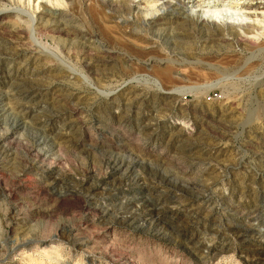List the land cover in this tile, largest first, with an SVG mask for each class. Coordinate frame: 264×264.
I'll return each instance as SVG.
<instances>
[{
	"label": "rangeland",
	"instance_id": "rangeland-1",
	"mask_svg": "<svg viewBox=\"0 0 264 264\" xmlns=\"http://www.w3.org/2000/svg\"><path fill=\"white\" fill-rule=\"evenodd\" d=\"M75 1L0 0V264H264V20Z\"/></svg>",
	"mask_w": 264,
	"mask_h": 264
},
{
	"label": "bare ground",
	"instance_id": "bare-ground-1",
	"mask_svg": "<svg viewBox=\"0 0 264 264\" xmlns=\"http://www.w3.org/2000/svg\"><path fill=\"white\" fill-rule=\"evenodd\" d=\"M155 1L161 3L160 7L159 8H156L155 7L153 9H151L150 11H148V10L142 11L141 10L140 13H139L140 16L138 15L140 17L141 22H144L145 21V18L148 15L151 16V18L152 17L153 18L154 17H157L156 16V13L159 12V9L160 10L167 9V7H169L170 3H172L173 1L176 2L178 0H155ZM242 1H244V0H242ZM242 1H240V0H231V2L228 3V4H225L224 1L223 2L220 1L219 2L220 3V6H217V5L212 4V3L208 2V1L207 2H203L202 0H197L196 1V6L191 9L192 10L191 11L192 14H188L187 17L188 18L190 17V18L196 19V20L201 19V21L202 20H204V21L211 20L210 22H212V21L213 22L219 21V22L229 23V24L230 23H232V24L236 23V25L239 26V27H242V29L245 28L246 31H248L247 28H249V29L254 28V30H255V27L257 26L255 24V22L256 23H258V22L260 23V20H257V18H260V19L264 20V2L262 3L261 1H259V2H256V3H253V2H251V3H244ZM75 2L78 3L83 8H86V6H88V5L90 6V4H85L84 2H86V1L83 2V0H76ZM100 2H101V0H98V2H97L98 7H100ZM86 3H88V2H86ZM95 3L96 2L93 0V3L92 4H95ZM49 8H52V7L49 6ZM93 9H94V7H93ZM47 10H51V9H47ZM87 10H88V8H87ZM51 11H53V10H51ZM104 13L106 14V12H104ZM50 16H52V15H50ZM102 16H104V15H102ZM48 22H50V20ZM262 22L264 23V21H262ZM18 40H19L18 43L23 47L24 50H27V51H30V52H35V50L39 47V45H38L39 42L37 41V39H36V37L34 35L32 36L31 31H29L28 33H26L24 35L21 34L19 36ZM36 53H38V52H36ZM173 68L174 67H173V65H172L171 62H166V65H164V67H162V69L160 70L161 71L160 72V75L169 84H174L176 82H179L182 79V75H181L182 73L179 72V71L173 70ZM206 75H207V73L201 72L198 75L197 78L202 80V79H205V76Z\"/></svg>",
	"mask_w": 264,
	"mask_h": 264
}]
</instances>
